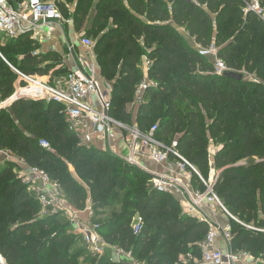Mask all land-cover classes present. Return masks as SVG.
Instances as JSON below:
<instances>
[{
	"label": "trees",
	"instance_id": "obj_1",
	"mask_svg": "<svg viewBox=\"0 0 264 264\" xmlns=\"http://www.w3.org/2000/svg\"><path fill=\"white\" fill-rule=\"evenodd\" d=\"M51 1L64 19V4ZM93 1H77V30ZM125 2L99 0L88 32L102 74L118 73L110 117L135 122L142 131L156 124L157 139L166 145L176 139L180 154L204 180L214 170V191L228 212L260 230L230 221L231 250L264 264V86L216 75L213 57L203 54L214 45L229 69H249L264 83V24L251 14L243 17L238 0ZM0 47L1 105L18 82L4 60L27 75L42 76L46 69L39 68L44 56H31L36 47L27 35ZM143 55L150 62L147 78L156 87L147 89L132 117L126 107L143 79L137 68ZM40 140L50 150L42 149ZM211 144L218 146L212 156ZM0 152L43 170L74 208L82 210L89 197L91 224L103 242L130 252L136 262L182 264L181 256L200 257L206 225L185 216L171 194L154 190L143 172L94 145H80L67 130L61 106L19 99L0 109ZM18 171L14 162L0 159V256L6 264H131L106 258L107 253L100 259L75 253L77 234L65 215L41 214ZM193 184L198 186L196 177ZM107 212L109 218L100 222ZM136 218L143 222L137 236Z\"/></svg>",
	"mask_w": 264,
	"mask_h": 264
},
{
	"label": "built area",
	"instance_id": "obj_2",
	"mask_svg": "<svg viewBox=\"0 0 264 264\" xmlns=\"http://www.w3.org/2000/svg\"><path fill=\"white\" fill-rule=\"evenodd\" d=\"M238 1L244 16L251 14L264 24V6L260 0ZM63 21L64 19L55 3L51 0H25L18 9L10 6L8 0H0V34L4 39L12 40L28 32L38 33L48 23ZM82 44L86 47H93V42L89 39H83ZM217 50L214 45H211L203 51V54L213 57V68L216 75L221 76L226 72H232L240 74L244 81L259 83L255 75H250L245 70L229 69L217 57ZM6 64L17 75L18 82L13 96L0 105L2 109L10 107L15 99L22 98L55 103L63 108L68 132L74 135L80 145L85 146L105 142L114 130H118L122 133L127 145V154L121 156L114 155L113 152L111 154L149 176L154 190L160 193L171 194L174 191L181 193L186 203V216L204 223L207 227L204 239L199 244L198 264H238L252 258L244 252H233L231 250L232 234L230 227L221 226L213 219L222 214L230 221L239 223L228 212L214 191L218 174L214 170H210V176L204 180L196 167L180 154L176 139L172 140L169 145L157 139L156 124L151 126L149 130L142 131L135 122L124 124L110 117V90L100 87L98 78L93 71L90 73H84L81 70L73 71L51 84L37 76L18 71L7 62ZM149 67L150 62L147 60L145 63L146 73ZM150 87L154 88L156 85L147 76L143 77L136 86L134 100L131 104L132 109L138 108L143 101L144 93ZM92 98H94L98 108L91 101ZM39 146L42 149L50 150V144L46 140H40ZM0 157L17 165L23 182L32 189L40 204L41 214L62 213L65 215L93 258L100 259L109 251L113 253L115 261L132 262L130 252H124L107 245L100 237L96 225L82 222L78 218L73 206L66 201L59 185L51 181L43 170L27 166L24 160L16 158L8 152H0ZM146 162L157 166L169 165L170 162H173L176 173L156 172L147 167ZM194 177L197 178L198 186L193 184ZM205 209L210 212L212 218L205 213ZM239 224L247 230L260 231L252 226ZM142 228V219L136 218L132 227L133 234L139 235ZM261 231L264 232V230ZM218 239L225 244V250L216 247L215 243ZM190 259H192L191 256L187 255L181 258L180 262L185 263ZM0 264H6L1 256Z\"/></svg>",
	"mask_w": 264,
	"mask_h": 264
},
{
	"label": "crops",
	"instance_id": "obj_3",
	"mask_svg": "<svg viewBox=\"0 0 264 264\" xmlns=\"http://www.w3.org/2000/svg\"><path fill=\"white\" fill-rule=\"evenodd\" d=\"M24 1L25 0H10L9 5L12 6L14 9H18L24 3ZM56 1L63 3L65 6L66 13L63 14L64 21L51 22L48 23L43 28H41L38 33L28 32L27 34H25L33 42V46L36 47V50L31 54V56L40 55V56H44L45 58V60L40 63L39 68L46 69V73L42 76H38V75L35 76L51 84H54L60 77H64L66 74L70 72L81 70L84 73H90L93 71L98 78L100 87L106 90H110V93L112 94V87L117 79L118 73L116 72V74L110 78L105 77L102 74V70L96 60V56L94 54V48L86 47L82 44L83 39H89L88 32L92 28V22L95 17L94 16L95 5L99 0L93 1L92 7H90L91 9L89 10V13L84 20L83 27L79 30L76 29L74 23L76 4L78 0H73L71 3H66L65 0H56ZM122 5L126 6L125 0H122ZM76 20L78 21V15L76 16ZM112 27H113V22L110 20L108 21V26L106 30L108 31V29ZM1 37L3 36L0 34V39ZM89 40H91V38ZM1 43L2 42H0V46H3L4 44ZM141 46L143 47V43H141ZM146 61H147V57L146 55H143L137 65V68L142 73L143 77L147 76L146 68H145ZM4 62L6 63L5 60ZM91 101L94 102L95 107L98 108L96 102L94 101V98H92ZM131 104L132 103L128 104L126 108L127 111L133 117L137 109L136 110L134 108L132 109ZM94 146L100 150L109 153L113 152L115 153L114 155H118V156L127 154V145L125 143V140L123 139L122 133L118 130H114L112 135L109 138H107L105 142H97L94 144ZM217 150H218V146L211 144L209 148V153L211 154L210 156H212ZM0 159L3 158L0 157ZM146 165L150 169L159 173H170V174L176 173V168L173 162H170L169 165H161V166H157L153 163L146 162ZM29 192H32L31 188H29ZM171 195L178 201L182 213L186 216L187 215L186 203L184 198H182L181 193L178 191H174L171 193ZM74 210L78 218L82 222L88 224L91 223V219H90L91 209L89 204V197L87 198L86 205L82 210H78L76 208H74ZM204 211L209 217L212 218L209 211H207L206 209ZM213 219L216 223L220 224L221 226L230 227V220L222 214L214 217ZM215 245L219 249L222 250L226 249L225 244L220 239L216 241ZM188 255L191 256L190 254ZM186 256L187 255L181 256L179 258V261L181 260V258ZM113 257H114L113 253L108 251L106 254V258H113ZM191 258L192 259L182 264H187L190 262L193 264H198L199 258H195L193 256H191ZM130 263L143 264L140 262H136L134 259ZM238 264H263V263L257 259L248 258L244 260V262H240Z\"/></svg>",
	"mask_w": 264,
	"mask_h": 264
},
{
	"label": "rangeland",
	"instance_id": "obj_4",
	"mask_svg": "<svg viewBox=\"0 0 264 264\" xmlns=\"http://www.w3.org/2000/svg\"><path fill=\"white\" fill-rule=\"evenodd\" d=\"M242 16L243 17H245L244 15H243V13H242ZM9 40H7V39H4L3 37H1V39H0V42H2L1 44H6V42H8ZM0 49H1V47H0ZM14 67V66H13ZM243 70V69H242ZM247 73H249L250 75H255L254 73H253V71H250L249 69L248 70H245ZM257 80L259 81V83H261V84H263V86H264V83H262V81H260V79H258L257 78ZM214 152V151H213ZM69 165V164H68ZM69 168L71 169V172L73 173V169H72V167L69 165ZM210 175L208 174V177H209ZM207 177V178H208ZM86 189V191H88V189L87 188H85ZM109 215H110V213L109 212H107L106 213V217H104V218H102V220H100V222L101 221H103L104 219H106V218H109ZM70 230H72V229H70ZM77 240H76V252L75 253H77V252H79V253H83V252H86V254H88L87 252V248L85 247V245L83 244V242H82V240H81V237H79V235H76V237H75Z\"/></svg>",
	"mask_w": 264,
	"mask_h": 264
},
{
	"label": "water",
	"instance_id": "obj_5",
	"mask_svg": "<svg viewBox=\"0 0 264 264\" xmlns=\"http://www.w3.org/2000/svg\"><path fill=\"white\" fill-rule=\"evenodd\" d=\"M224 76L229 77V78H232V79L237 80V81H242V76H241L240 74H236V73H232V72H226V73L224 74ZM22 99H26V98H22ZM17 100H18V99H15V100L12 102V104H13L15 101H17ZM0 109H2V107H0ZM9 112H10V114H12V111H11V110H9Z\"/></svg>",
	"mask_w": 264,
	"mask_h": 264
}]
</instances>
